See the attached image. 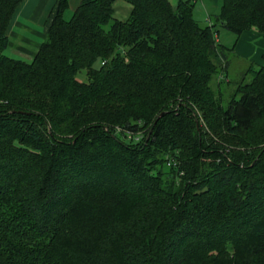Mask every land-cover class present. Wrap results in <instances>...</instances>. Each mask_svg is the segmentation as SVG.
<instances>
[{"label":"trees","instance_id":"obj_1","mask_svg":"<svg viewBox=\"0 0 264 264\" xmlns=\"http://www.w3.org/2000/svg\"><path fill=\"white\" fill-rule=\"evenodd\" d=\"M114 1L66 19L57 0L26 61L3 52L21 0H0V264H264V63L223 106L207 97L231 60L216 26L264 33V0L204 25L190 0H126L125 20Z\"/></svg>","mask_w":264,"mask_h":264},{"label":"crops","instance_id":"obj_2","mask_svg":"<svg viewBox=\"0 0 264 264\" xmlns=\"http://www.w3.org/2000/svg\"><path fill=\"white\" fill-rule=\"evenodd\" d=\"M81 0H69L63 16L72 15ZM174 6L179 0H169ZM192 14L201 25L212 23L220 14L223 0H190ZM57 0H21L7 24V46L3 52L9 57L29 61L47 36L48 26L56 12ZM132 9L126 0H115L113 17L125 20ZM216 40L231 51V59L244 61L245 65L260 66L264 63V33L255 28L235 34L216 26ZM233 57V58H232ZM231 64V62H230ZM245 71V70H244Z\"/></svg>","mask_w":264,"mask_h":264},{"label":"rangeland","instance_id":"obj_3","mask_svg":"<svg viewBox=\"0 0 264 264\" xmlns=\"http://www.w3.org/2000/svg\"><path fill=\"white\" fill-rule=\"evenodd\" d=\"M71 15L68 13V15H66V19L70 18ZM5 53V52H4ZM231 57V56H230ZM233 58V57H232ZM231 64L229 65V69L227 71V77H224L222 74V69L221 71H219L216 76L213 77L211 84H210V90L207 93V97L210 98V100H213V104L215 106L219 105V106H223L225 104V102L229 99V97L233 96L235 94V89L236 86L239 83H243V81H249L251 78L250 73L249 74H245L243 76V72L244 70L247 68L248 65H245L244 61L238 60L236 58H233V60H230ZM254 66V65H253ZM85 73V71H83ZM84 73L82 74H78L77 78L79 80H83L85 75ZM224 73V71H223ZM243 76V77H242ZM131 104H134L132 102H130L128 105H126L124 108L127 110V112H129V110L131 111V109L133 110V107H131ZM125 105V104H124ZM207 106V105H206ZM198 113V114H197ZM214 114L218 116V112H216V110H214ZM195 119H196V126L197 128H204L206 132H209L210 134L213 133L214 131L211 132V130H209L210 126L208 121L206 120V117L201 114L199 109H196V114H194ZM136 119V118H134ZM132 119V120H134ZM137 121V119H136ZM151 125H152V119H150L149 122H146L144 125L142 124V126L138 129V131L132 135L135 140L136 139H144V138H148L149 134H150V129H151ZM260 127L257 129V131L255 132V138L253 140L252 143V151H255L257 149H259L263 144H264V120L261 121L258 124ZM116 129H120L122 130L121 127H119L118 125H115ZM124 129L126 127H123ZM218 130H216L215 133H213V135H215V138L225 144L227 143V139L229 138L226 135L225 130L223 129V127L221 125H219L217 127ZM127 131V129H126ZM124 131V132H126ZM254 133V132H252ZM233 147V146H231ZM251 151V152H252ZM252 155H254V153L252 152ZM165 168H168L167 165V161L165 162Z\"/></svg>","mask_w":264,"mask_h":264}]
</instances>
